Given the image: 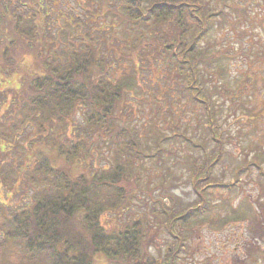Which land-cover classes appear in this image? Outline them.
I'll list each match as a JSON object with an SVG mask.
<instances>
[{"label": "trees", "instance_id": "16d2710c", "mask_svg": "<svg viewBox=\"0 0 264 264\" xmlns=\"http://www.w3.org/2000/svg\"><path fill=\"white\" fill-rule=\"evenodd\" d=\"M69 1L0 0V59L6 65L0 63V71H15L20 79L10 88L14 103L0 113V262L9 263L4 256L16 245L19 264H177L185 240L174 228L197 220L208 204H175L166 187L167 163L181 153L195 195L198 181L229 191L234 184L212 178L226 151L211 101L214 90L228 85L207 87L225 70L218 63L210 72L217 63L212 56L220 63L223 55L233 57L225 47L211 54L199 42L231 12L234 26L259 0H219V7L217 0H95L103 4L98 11L86 0L82 15ZM65 4L68 11L60 12ZM98 17L107 21L94 23ZM112 38L126 49L127 64L117 77L109 75ZM140 54L159 60L170 81L182 82L176 90L184 91L193 114H199L195 105L202 107L213 150L181 130L180 109L159 107L163 92L140 74ZM6 89L0 87L1 104ZM135 105L142 112L136 125ZM257 163L239 166L235 178L250 165L264 177ZM155 224L174 241L162 255L148 250Z\"/></svg>", "mask_w": 264, "mask_h": 264}, {"label": "rangeland", "instance_id": "374dc122", "mask_svg": "<svg viewBox=\"0 0 264 264\" xmlns=\"http://www.w3.org/2000/svg\"><path fill=\"white\" fill-rule=\"evenodd\" d=\"M89 1L90 6L96 11L102 8L103 4L99 1ZM85 2L86 0H70L68 3L73 7L74 12L82 15L81 8L86 6ZM65 6L66 4L60 6L59 11H68ZM230 14L231 17L234 15L237 18L235 13ZM230 16L222 27H214L210 34L199 42V46L202 48L207 46L211 54L225 47L228 54L233 57L228 60L223 55L220 63L219 56H212L211 60L215 59L217 63L212 64L210 72L218 71L220 66L217 65L218 63L224 64L225 70L224 73H214L207 87L213 89L214 83L218 82V84H227L229 88L223 92L222 89L214 90L211 101L218 113L220 124L218 135H222L221 143L226 151L225 156L213 165L212 178L218 179L221 183L234 184L229 191L226 187L208 188L204 180L198 181L200 195H195L188 181L186 159L180 157L181 153L179 158H175L179 161L167 163L171 166V171L166 187L168 183L170 192L174 194L175 204L178 202L208 204V209L197 220L191 219L185 227L174 228V233L183 235L185 240V250L180 253L181 257L177 260V264H264V177L259 175V168L250 165L248 170H240L238 178H235L239 166H243L249 160L259 161L257 164L264 170V0H259L254 6L251 5L247 16L239 17L234 26L230 23L232 21L229 19ZM106 21L107 19L98 17L94 23ZM94 26L97 27L96 24ZM109 41L116 43L112 46L111 52L107 51L109 58L114 60L109 75L117 77L127 64L123 57V53H126L125 43L119 40L116 42L114 38ZM56 46L61 47L59 43ZM138 59L142 62L140 74L143 75L144 80L148 84H153V88L157 87L163 92L157 100L159 107L161 104H165V107L169 104L174 111L180 109L182 115L178 118H183L181 122L186 127V130L184 128L181 130L193 137L195 142L203 144L207 151L213 150L216 145L207 137L208 132H205L206 128L203 125L205 122L201 116L202 107L195 105V111L200 114L198 118L199 114L197 116L193 114L190 105L184 103L186 101L184 91L180 94L176 90L182 87V82L176 84L178 78L173 82L170 81L168 75L160 69L159 60L155 61L153 57L142 54L138 55ZM0 63L6 70L5 61L0 59ZM157 70L162 73V77ZM15 76V71L10 76L0 71V87H8L5 90L8 96L6 103L1 104L2 96L0 97V113L14 103L12 98L15 91L10 92V88H15L20 82ZM148 102L151 103V100ZM153 105L155 108V104ZM136 106L132 107L134 110L132 122L135 125L138 123L137 116L142 115L139 106ZM147 108L152 109V106ZM167 113L169 111L165 113V117H169ZM167 132L170 130L168 129ZM27 139L33 141L35 137L29 135ZM187 152L188 149H185L184 153ZM192 154L200 157L198 150L193 151ZM150 181L154 186L156 185L155 178L152 177ZM14 201L17 203L18 199ZM231 207L236 208L237 212ZM139 211L140 209L137 212ZM148 218L152 220L151 214H148ZM106 219L105 216L102 221H107ZM221 219L223 223L220 222ZM151 231L154 234L151 235L148 250L154 255H162L165 246L174 241L156 224L152 225ZM4 258L9 262L6 264H19L18 247L14 245Z\"/></svg>", "mask_w": 264, "mask_h": 264}]
</instances>
